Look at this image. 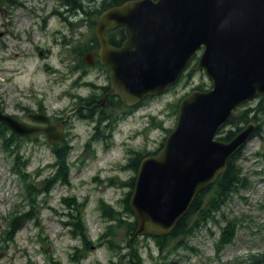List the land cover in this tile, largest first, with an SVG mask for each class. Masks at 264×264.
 Wrapping results in <instances>:
<instances>
[{
	"label": "rangeland",
	"instance_id": "1",
	"mask_svg": "<svg viewBox=\"0 0 264 264\" xmlns=\"http://www.w3.org/2000/svg\"><path fill=\"white\" fill-rule=\"evenodd\" d=\"M93 30L84 16L66 12L61 0H0V102L3 110L20 116L23 107L36 108L44 103L49 110L69 111L72 99L65 93L75 76H71L70 68ZM57 31H62L61 35ZM54 33L63 42L60 48L59 44H53ZM197 85L206 89L212 86V80L203 70L190 76L186 74L175 88L143 104L132 114L111 109L119 117L117 138L127 139V142L114 148L110 146V149L86 146L91 125L72 116V133L77 139L69 142L72 143L71 184L58 182L50 193L38 195L34 212L24 181L13 170L16 155L7 152L0 137V264H53V259L63 264H109L110 259L116 257V251L108 245L99 246L98 240L108 226L116 222L102 215L101 200L124 210L121 200L131 187L122 183H128L136 175L135 170L127 166L129 159L137 151H154L160 147L169 129L176 125L175 103ZM259 102L260 98H256L249 106L256 107ZM245 108H239L236 114H241ZM230 128L227 126L225 130ZM19 147L22 159L29 160L26 171L40 186L41 181L56 170L51 166L56 157L50 144L33 138L21 142ZM242 152L237 162L251 185L234 195L223 208L229 216L242 219L234 241L217 256L215 241L219 228L210 224L190 238L188 243L193 248H181L170 255L169 264H251L255 256L264 259V131L252 136ZM69 195L86 202L85 221L94 241L89 250H83L80 260L73 255L76 246L83 248L82 243L64 224L67 208L62 199ZM26 211L33 212L36 218L25 222L14 238L7 239L14 215ZM114 239L124 243L125 229L117 228ZM138 239L145 264H157L155 240L150 235H138Z\"/></svg>",
	"mask_w": 264,
	"mask_h": 264
},
{
	"label": "water",
	"instance_id": "2",
	"mask_svg": "<svg viewBox=\"0 0 264 264\" xmlns=\"http://www.w3.org/2000/svg\"><path fill=\"white\" fill-rule=\"evenodd\" d=\"M116 26L126 35L121 47L106 35ZM96 33L112 93L128 106L167 92L202 50L192 71L204 69L212 88L182 98L162 148L141 160L130 198L136 234L168 235L256 130L250 122L230 140L216 138L240 105L264 96V0H128L101 13ZM34 116L48 125L26 123L0 103V123L16 135L44 134L53 145L65 138L62 124Z\"/></svg>",
	"mask_w": 264,
	"mask_h": 264
},
{
	"label": "trees",
	"instance_id": "3",
	"mask_svg": "<svg viewBox=\"0 0 264 264\" xmlns=\"http://www.w3.org/2000/svg\"><path fill=\"white\" fill-rule=\"evenodd\" d=\"M3 1L7 2V0ZM10 1L12 2L13 0ZM126 1L128 0H61L63 9L66 10V12H72L79 17L84 16V21H87L88 25L92 26L93 29H95L98 16H100L103 11ZM80 20L82 19L80 18ZM190 75L191 73H189V76ZM196 88L204 89V86L199 85L196 86ZM181 99L175 103L174 109L176 113H178ZM263 102L264 99L261 97L256 107L246 105L247 108H245L241 114H234L227 123L221 127L219 134L223 133L225 127L229 126L231 128L225 130V134L221 135L219 139L226 141L230 140L245 124L251 121H256L258 123L255 134L262 133V131H264ZM171 130L169 129V132ZM0 137L3 140L2 145L7 152L9 154L15 153L16 155L14 158L13 170L17 171L21 180L24 181L26 194L31 201V210L33 212L38 195L41 193H50L58 182L71 184V164L69 162V155L72 150V145L69 143L51 147L56 157L55 162L52 163L51 166L56 168V170L52 174L46 176L45 179L41 181L40 186H37L32 180L31 175L26 171L29 160L28 158L22 159L20 147L17 145V141L13 139V137L16 136L10 135L7 126L1 123ZM163 143L164 141L157 150L137 151L132 154L131 163L136 174L141 160L147 155L155 154L163 146ZM244 147L229 159L226 171L220 175L217 181L197 195L187 214L181 219L172 232L162 236L150 235L155 240L158 250V255L155 257L157 259L159 256L157 264H169L170 255L176 254L181 248H193L188 243L190 238L210 224H214L219 228V235L215 241L217 256L226 246L234 241L242 219H239L237 216H229L223 208L231 201L234 195L241 194L243 190L251 185L249 177L243 173L241 166L237 162L239 158L242 157V150ZM135 180L136 175H134L128 183H122L131 187V190L126 193L125 198L121 200L124 205L123 211L104 200H101L100 203L102 215L108 220L116 222L109 225L108 230L101 234L98 240L99 246L108 245L111 249L116 251V257H114L116 260L111 258L109 264H145L141 247L138 244V234H136L138 221L130 206V198L134 189ZM110 182L113 183L114 181L111 179ZM241 197L244 198V196ZM62 200L67 208V213H64L67 216V220L64 221V224L68 227L69 232L74 238L80 239L83 246V248L76 246V251L73 255L76 260H80L83 257V250H89L94 244L89 233L88 224L85 221L84 208L86 202L77 201L75 195L63 197ZM33 212H19L14 215L9 224L11 231L7 239L14 238L16 232L21 229L25 222L36 218ZM117 228L125 229L124 243H117L114 239ZM209 230H211V234H215L210 227ZM52 261L53 264H63L56 259ZM251 264H264V259L255 256Z\"/></svg>",
	"mask_w": 264,
	"mask_h": 264
},
{
	"label": "flooded vegetation",
	"instance_id": "4",
	"mask_svg": "<svg viewBox=\"0 0 264 264\" xmlns=\"http://www.w3.org/2000/svg\"><path fill=\"white\" fill-rule=\"evenodd\" d=\"M57 33H60L61 35L62 31H57ZM55 35L56 34L54 33L52 38L53 44H59L58 47L60 48L63 42L61 39L56 38ZM106 35L110 44L114 47H121L126 39L123 26H116L108 29ZM59 37L61 38V36ZM86 41L87 43L85 47L79 52V54L78 52L76 53L74 65L70 68L71 76L75 75L72 77L71 88L65 93L68 97L70 95L72 99V104L69 107L70 110H49L47 105L39 103L36 108L23 107L22 115H16L22 121L38 126H47L48 123L33 120L31 115H35L34 117L36 118H44V116L49 117L52 123L63 125L66 134L65 138L61 142L51 145L44 134L23 137L18 136L9 130L10 135L16 136L13 137V139L17 141V145H20L21 142L23 143L27 139L39 138L42 139L45 144H50V146L53 147L69 143L70 140L73 141V138L77 139L75 138L77 135L72 133V128L74 127L72 116H76L78 120L85 123L87 122L91 125V131L86 138V146L98 145L109 148L110 146L119 143L125 144L127 139H123L122 141V138H117L119 129L116 124L118 123L119 117H116L111 109L116 112L120 111L122 113L132 114L143 104L159 97L148 96L135 106L124 104L120 96L112 93L111 70L101 61L99 54L101 43L96 33V25L91 37H88ZM201 52L202 50L192 59L190 66L186 69L184 75L195 72L192 70L197 65ZM82 90H89V92L83 93ZM201 90H206V88ZM250 102L246 103V105L249 106ZM244 105L245 103L241 108H247V106ZM244 126H246V124ZM131 158L129 159L128 167H132Z\"/></svg>",
	"mask_w": 264,
	"mask_h": 264
}]
</instances>
